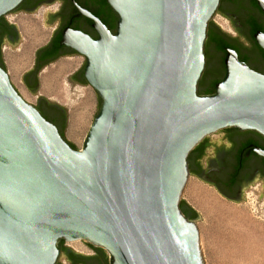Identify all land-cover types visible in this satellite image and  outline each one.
Wrapping results in <instances>:
<instances>
[{
	"label": "water",
	"instance_id": "1",
	"mask_svg": "<svg viewBox=\"0 0 264 264\" xmlns=\"http://www.w3.org/2000/svg\"><path fill=\"white\" fill-rule=\"evenodd\" d=\"M22 2L0 0V19ZM107 2L119 15L116 34L88 15L99 38L66 32L62 41L87 59L99 95L83 149L59 132L65 107L57 128L0 67V264H61V240L85 242L98 255L64 248L97 264H206L199 228L180 209L189 156L205 139L222 146L223 130L264 137V74L236 51L225 50L216 93L198 94L221 0ZM254 39L264 51V33Z\"/></svg>",
	"mask_w": 264,
	"mask_h": 264
},
{
	"label": "flooded vegetation",
	"instance_id": "2",
	"mask_svg": "<svg viewBox=\"0 0 264 264\" xmlns=\"http://www.w3.org/2000/svg\"><path fill=\"white\" fill-rule=\"evenodd\" d=\"M254 2L256 1L221 0L216 17L225 20L233 33L229 34L216 19L211 21L209 26L222 38L224 49L219 51L215 44L209 42L207 31L206 66L198 84L200 96H205L214 83L216 86L225 78L224 62L227 48L236 51L240 61L246 63L252 70L264 74V53L251 36L254 27H258V31L264 33V14ZM37 12L49 14L47 24L50 26V32L46 43L35 50L32 65L22 76L25 89L30 93H38L41 89H46L43 83L49 77L56 80L66 79L73 95L91 87L85 75L87 59L74 49L62 45L65 33L81 32L97 40L99 35L94 26L95 20L91 18L93 17L105 25L112 34H116L119 15L107 0H23L15 10L0 19V67L7 73L4 54L9 48L16 47L21 42L22 33L18 25L20 16L33 15ZM71 61H74V65H69ZM52 69H56L55 72H51ZM206 71L209 77L201 93L199 88ZM93 90L97 92L94 88ZM37 109L43 117H49L58 124L57 118L64 120L67 116L65 108L49 100L40 99ZM223 131L226 137L222 146L212 147L210 141L205 139L196 148V152L193 155L191 153L188 159L190 177L193 176L210 185L230 202L238 203L242 201L246 189L251 188L255 182L260 180L264 183V158L255 153V149L264 150V137L255 131L239 129ZM210 149L213 151L211 156H208ZM64 245V241L60 243L62 252L67 253L69 261L67 264H97L95 260L83 261L78 256L76 262L73 258L76 255L64 248Z\"/></svg>",
	"mask_w": 264,
	"mask_h": 264
},
{
	"label": "rangeland",
	"instance_id": "3",
	"mask_svg": "<svg viewBox=\"0 0 264 264\" xmlns=\"http://www.w3.org/2000/svg\"><path fill=\"white\" fill-rule=\"evenodd\" d=\"M46 14L37 12L20 16L21 43L5 52V63L12 84L26 102L38 106L39 98L45 97L68 110L65 137L81 150L98 114V93L88 87L73 95L66 79L56 80L49 77L50 74L43 83L46 89H41L37 95L30 93L22 84V76L31 67L35 50L48 39L50 27L46 26ZM215 19L232 35L233 30L225 20L216 14L212 21ZM72 64L74 61L69 62ZM262 189L263 183L253 184L246 189L243 200L235 203L225 199L210 185L193 176L189 178L181 203L198 214L197 217L191 212L189 217L196 219L191 221H195L199 228L206 264H264ZM65 246L85 256L98 255L85 242H65ZM60 263H69L65 253L61 255Z\"/></svg>",
	"mask_w": 264,
	"mask_h": 264
},
{
	"label": "trees",
	"instance_id": "4",
	"mask_svg": "<svg viewBox=\"0 0 264 264\" xmlns=\"http://www.w3.org/2000/svg\"><path fill=\"white\" fill-rule=\"evenodd\" d=\"M256 1V0H255ZM255 3V5H256V3L257 2H254ZM258 5V4H257ZM211 23V22H210ZM210 25V24H209ZM255 25H253V27H254ZM258 30H259V28L258 27H254V29H253V32H252V37L254 38V35H255V33L256 32H258ZM208 39H209V42L210 43H213V44H215L216 45V47L218 48V50L219 51H222L223 49H224V44H223V41H222V38L220 37V36H218L216 33L214 34V31H213V28L211 27V26H209V30H208ZM261 49V48H260ZM261 51L264 53V51L261 49ZM216 93V86L213 84V86L210 88V89H208L207 90V93H206V95L205 96H207V95H213V94H215ZM45 119H47L48 121L50 120L51 122H53V123H55L56 124V126H58V123L57 122H55L54 120H52L51 118H49V117H44ZM60 132V134H61V136L65 139V136L62 134V132H61V130L59 131ZM66 140V139H65ZM70 144V143H69ZM71 145V147L73 148V149H76L72 144H70ZM196 152V149L192 152V155L194 154ZM180 209L182 210V212H183V214L185 215V217L186 218H188L189 220H194V219H191L190 217H189V214L192 212L194 215H196L197 217H198V214H197V212L193 209V208H188V210H186L187 208H186V206L183 204V203H181V205H180ZM64 240H61L60 242H59V245H58V248H59V250H60V252H62L63 250V248H62V246H60V243L61 242H63ZM93 247V246H92ZM77 256H73V258H75V260H76V262H78V258H76Z\"/></svg>",
	"mask_w": 264,
	"mask_h": 264
},
{
	"label": "bare ground",
	"instance_id": "5",
	"mask_svg": "<svg viewBox=\"0 0 264 264\" xmlns=\"http://www.w3.org/2000/svg\"><path fill=\"white\" fill-rule=\"evenodd\" d=\"M74 243H77V242H74Z\"/></svg>",
	"mask_w": 264,
	"mask_h": 264
}]
</instances>
